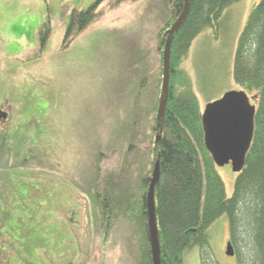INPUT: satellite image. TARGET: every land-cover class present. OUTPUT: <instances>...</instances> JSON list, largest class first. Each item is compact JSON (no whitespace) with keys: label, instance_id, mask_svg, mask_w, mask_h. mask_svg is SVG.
Segmentation results:
<instances>
[{"label":"rangeland","instance_id":"374dc122","mask_svg":"<svg viewBox=\"0 0 264 264\" xmlns=\"http://www.w3.org/2000/svg\"><path fill=\"white\" fill-rule=\"evenodd\" d=\"M259 2L234 3L218 31L207 27L193 41L184 66L203 111L243 91L234 79L236 53ZM96 3L97 18L65 45L73 16ZM163 5L164 0H0V109L9 113L0 119V163L8 166H0V190L15 194L9 205L15 211L0 237V253L11 256L0 264H125L119 240L105 248L96 235L89 196L80 188L93 180L94 146L106 136L109 113L117 112L138 72L132 69L135 54H150L151 70H158ZM48 21L51 32L41 48L39 32ZM144 134L153 139L150 131ZM7 139L19 143L13 158L5 155ZM108 157L99 162L104 172L120 160L118 153ZM217 169L231 198L237 174L231 164ZM242 237V247L232 243L235 255H227L231 227L222 216L210 226L207 246L186 251L184 264H251L245 248L251 233Z\"/></svg>","mask_w":264,"mask_h":264},{"label":"trees","instance_id":"16d2710c","mask_svg":"<svg viewBox=\"0 0 264 264\" xmlns=\"http://www.w3.org/2000/svg\"><path fill=\"white\" fill-rule=\"evenodd\" d=\"M240 1L189 0L185 19L174 30L185 10V0H164V18L156 34L160 48L158 70L152 72L150 54H135L133 49L132 69L137 68L138 72L127 94L122 93L121 102L115 105L117 112L109 113L106 136L94 146L93 180L80 188L89 196L96 235L105 248L118 239L120 242L115 243L122 248L125 264H154L148 194L157 162L160 178L155 187V203L161 264H184L185 252L207 246L210 226L225 215L230 221V241L240 247L242 235L250 232L252 244L246 243L245 248L251 264H264V0L251 11L236 53L235 83L256 98V115L246 165L237 174L231 198L206 149L203 111L192 76L184 66L195 38L207 27L218 31L225 11ZM97 5L73 16L65 45L97 18ZM50 32L48 21L39 32L41 48ZM169 40V92L160 117ZM144 131H150L153 139L149 140L146 134L141 136ZM101 151L105 152L102 157ZM117 153V166L104 172L99 162L108 160V154Z\"/></svg>","mask_w":264,"mask_h":264},{"label":"water","instance_id":"95a60500","mask_svg":"<svg viewBox=\"0 0 264 264\" xmlns=\"http://www.w3.org/2000/svg\"><path fill=\"white\" fill-rule=\"evenodd\" d=\"M189 8V0H185V10L174 30H177L185 19ZM170 54L171 41H167L165 48V100L160 106V117L165 111L170 83ZM256 98H250L245 91L230 92L216 103L208 105L202 115L205 146L217 167L231 164L236 174L241 173L246 165V156L250 150L254 136V119L256 106L252 103ZM6 113L0 114V119H7ZM160 178V162L155 165L153 178L148 194L150 218V232L153 249L154 264H161L160 244L156 224L155 187ZM227 255L233 257L235 250L229 243Z\"/></svg>","mask_w":264,"mask_h":264},{"label":"flooded vegetation","instance_id":"af4514ba","mask_svg":"<svg viewBox=\"0 0 264 264\" xmlns=\"http://www.w3.org/2000/svg\"><path fill=\"white\" fill-rule=\"evenodd\" d=\"M4 110L3 109H0V113L3 112ZM7 141H9L7 139ZM10 142V141H9ZM5 143L4 144V148H5V155L7 156H11L13 158V152H17V145L19 143L17 142H10V143ZM0 144H1V140H0ZM1 151V150H0ZM9 162V161H8ZM17 163V162H16ZM18 164V163H17ZM0 166H6L8 167L7 165L3 164V163H0ZM1 173V171H0ZM11 195L12 196H15L14 193H8V190H5L4 188H2V190H0V237H3V233H4V228L6 226V222L8 221V218H9V214L12 212V211H15V208H10V203H11ZM3 241L4 238L2 239ZM231 242V241H230ZM4 254L5 253H0V258H4Z\"/></svg>","mask_w":264,"mask_h":264}]
</instances>
